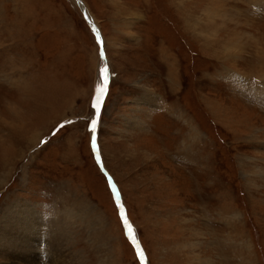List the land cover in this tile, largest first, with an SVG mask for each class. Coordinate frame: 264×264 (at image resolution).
Segmentation results:
<instances>
[{"label":"rangeland","instance_id":"rangeland-1","mask_svg":"<svg viewBox=\"0 0 264 264\" xmlns=\"http://www.w3.org/2000/svg\"><path fill=\"white\" fill-rule=\"evenodd\" d=\"M262 3L0 0V233L27 206L69 264H142L107 171L149 264H264Z\"/></svg>","mask_w":264,"mask_h":264},{"label":"bare ground","instance_id":"bare-ground-1","mask_svg":"<svg viewBox=\"0 0 264 264\" xmlns=\"http://www.w3.org/2000/svg\"><path fill=\"white\" fill-rule=\"evenodd\" d=\"M257 1L260 2L261 0ZM258 5L261 9L264 8V3ZM137 16L140 17L139 14ZM91 24L93 23L91 22ZM95 26L97 25L95 24ZM112 183L114 182L112 181ZM28 208L24 206L23 209H13L6 215L3 221L4 233H0V241H2V247H5L4 250H7L6 254L9 255V258L11 256L13 258L21 257L23 261L29 264H43L41 258H38L41 252L42 254L40 255L42 256L46 254L49 264H69L68 254L66 255L65 251L68 245H65V241L68 240L66 237L68 235L67 229H65L66 226H62L61 222L45 221V218L41 219L40 216L38 218L36 213H31V209ZM3 241H6V243L3 244ZM143 257L146 264H149L144 254Z\"/></svg>","mask_w":264,"mask_h":264},{"label":"snow or ice","instance_id":"snow-or-ice-1","mask_svg":"<svg viewBox=\"0 0 264 264\" xmlns=\"http://www.w3.org/2000/svg\"><path fill=\"white\" fill-rule=\"evenodd\" d=\"M93 30L95 31V26H93ZM97 36H99V33H97ZM107 72H108L107 66L100 69V75L102 78V83L98 84L96 86L95 97H94V100L92 103V107L95 110V118H93L91 120L90 131L93 133L96 132L97 124H98V121H99V118L101 115V107H102V104L104 102L106 93L108 91V75H107ZM61 127H63V125H61ZM92 148H93L94 152L96 153L97 162L100 163L101 155H100L99 150H97L95 137H93V140H92ZM108 180H109V184L113 190V193L115 194V198H116L117 202H119L120 194L116 190V185L114 183H112V178L110 176L108 177ZM120 212H121V216L123 218V223L127 226L128 220L124 216L123 205H120ZM128 233H129V235H131V229L130 228L128 229ZM133 242L136 243L137 248H139V244L135 241V238H133ZM140 258L141 259L144 258L143 252H140Z\"/></svg>","mask_w":264,"mask_h":264},{"label":"clouds","instance_id":"clouds-1","mask_svg":"<svg viewBox=\"0 0 264 264\" xmlns=\"http://www.w3.org/2000/svg\"><path fill=\"white\" fill-rule=\"evenodd\" d=\"M4 108L6 111H8L10 113V115H17L19 112L22 111V109H20L19 105H16L14 101L12 100H8L5 99L4 100ZM4 119L3 116H0V120Z\"/></svg>","mask_w":264,"mask_h":264},{"label":"water","instance_id":"water-1","mask_svg":"<svg viewBox=\"0 0 264 264\" xmlns=\"http://www.w3.org/2000/svg\"><path fill=\"white\" fill-rule=\"evenodd\" d=\"M78 5L80 6V4L78 3ZM81 7V6H80ZM82 9V8H81ZM82 11H83V9H82ZM85 15V14H84ZM85 17H86V19L88 20V18H87V16L85 15ZM88 22L90 23V25H91V27L93 28V24H91V22L88 20ZM108 73V72H107ZM124 216L127 218V220H128V223H129V219H128V217L126 216V210H124ZM126 226V225H125ZM127 227V226H126ZM130 227H129V224H128V227H127V229H129ZM130 237L132 238V240H133V238H135L134 237V234L132 233V231H131V235H130ZM135 241L136 242H138V240H136L135 239ZM135 245H136V243H135ZM136 248H137V245H136ZM137 251H138V255H139V257H140V252H141V249H140V247L139 248H137ZM141 259V258H140ZM141 262H142V264H146V261L144 260V258L143 259H141Z\"/></svg>","mask_w":264,"mask_h":264}]
</instances>
